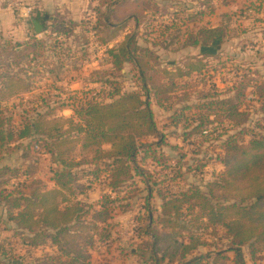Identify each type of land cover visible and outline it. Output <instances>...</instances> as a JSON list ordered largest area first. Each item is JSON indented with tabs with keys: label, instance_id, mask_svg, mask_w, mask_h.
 Here are the masks:
<instances>
[{
	"label": "trees",
	"instance_id": "1",
	"mask_svg": "<svg viewBox=\"0 0 264 264\" xmlns=\"http://www.w3.org/2000/svg\"><path fill=\"white\" fill-rule=\"evenodd\" d=\"M208 11L211 14L214 9ZM95 13V33L101 28L112 29L111 37L125 29L127 22L138 28L148 13L162 14L154 0H101ZM174 16L171 23L159 24L158 43L140 45L137 31H127L115 47L106 49L110 70L105 74L120 72L127 64L138 82L137 90L121 91L116 80L92 78V82L113 84L112 90L104 95L74 93L67 100L54 99L56 95L27 99L34 105L32 111H19L18 121L4 110L3 103L19 99L17 105L23 107L22 94L30 92L32 78L40 70L46 74L52 68L47 54L53 59V53L69 52L65 39L77 42L78 52L84 55L85 35L74 36L82 22L42 19L43 35L37 39L27 21L25 46L15 51L13 44L10 50L1 51L8 58L0 63V216L6 224L3 229L11 232L0 241L4 264H27L9 257L12 250L4 249L9 246L8 239L29 252L43 248L42 255L28 264H93L91 250L96 241L112 236V212L126 206L120 203L123 198L140 191H145L144 213L134 217L137 226L133 234L139 240L134 254L141 264H221L225 260L247 264L244 249L251 259L258 254L264 243V71L241 72L225 88L213 80L202 81V90L195 91L197 103L189 104L198 84L195 78L209 76L207 59L220 51L228 38L227 29L207 22L181 32ZM195 18L190 14L179 21L186 25ZM173 41L179 46L172 51L200 48V53L175 66L179 81L166 68L155 67L160 62L155 47L166 51ZM193 82L194 88L188 90ZM152 102L164 109L179 104L172 110L169 125L183 124L186 138L204 134L208 128L221 134L232 130L221 142L218 161L222 170L203 188L191 184L178 190L168 187L178 184L182 164L179 159L170 164V156L151 148H158L164 140L154 120ZM250 102L258 104L257 111L248 109ZM66 108L69 114L63 115L61 110ZM191 108L196 111L188 117L185 110ZM255 113L260 117L252 119ZM15 150L19 161L5 162L4 156ZM147 159L165 175L158 177V171L149 170ZM201 167L187 164L186 170L195 172ZM170 169L173 173L168 175ZM41 172L52 187L39 177ZM137 180L143 188L136 185ZM93 184L100 186L101 194L88 202L83 197ZM126 187L128 195L118 197L119 190ZM154 196L159 204L152 209ZM211 228L214 233L220 228L227 240L226 247L213 256L198 249L207 245V239L200 236Z\"/></svg>",
	"mask_w": 264,
	"mask_h": 264
},
{
	"label": "rangeland",
	"instance_id": "2",
	"mask_svg": "<svg viewBox=\"0 0 264 264\" xmlns=\"http://www.w3.org/2000/svg\"><path fill=\"white\" fill-rule=\"evenodd\" d=\"M87 1L89 2L87 9L79 19L82 23L76 28V33L74 34L75 37H77L79 33L86 37L87 55L85 59H83L82 54L78 52V43L72 42L73 40L70 38L65 39L67 41L64 40L68 45L67 47L70 49V54L63 50V55L58 52L57 54L53 53V59L51 58L52 56L49 58V54H47L46 61H48V64L53 63L52 68H49L51 70L46 74L40 70L39 73L32 78L30 93L23 95V107L17 105L19 99H10L3 103V107L6 108L4 110L10 111L8 113H13V119L15 121H18L19 111H32L31 107L34 105L28 104L26 102L27 99L56 95L54 99L60 97V99L67 100L68 97L74 96V93H76V95H80V92L104 95L106 92L112 90L113 84H104L98 81L92 82V78L99 79L100 77H105L116 80L121 91L137 90L138 82L134 77V72L132 69L130 70L129 65L125 64L120 72L114 71L111 75L105 74L110 70L108 64L110 58L106 49L115 47L123 39L127 31H137L140 45H147L152 42L158 43V39H160L158 36L159 24L171 23L173 17H175L174 14H176V20L173 21H176L177 25L179 24L180 27L177 28H180L181 32H183L184 29H190L194 25L198 27L207 22L212 25L218 23L225 26L227 29L228 38L221 45L220 51L207 59L208 74L211 76V79L209 76H205L203 80H200L199 77L195 78L196 80L194 82L198 84L195 85L197 88L195 90L193 89L194 92H192L189 99V104L197 103L195 94L197 91L202 90V81L209 83L213 80L212 82L218 87L225 88L236 80L241 72L259 71L262 73L264 71V25L261 26L256 21L258 18L257 15L264 10V8H262V2L264 0H154L159 5L160 12L162 13L161 15L150 16L148 13L147 17L138 28L134 27L132 21L127 22L125 29H119L116 37H111L113 35L112 29L101 28L98 34L95 33L94 27L97 23L95 8L101 0ZM209 7L214 9L211 14H209L208 11ZM198 11H202L203 13L195 15ZM190 14L196 17V21H188L185 22L186 25H182L184 22L179 20L185 16L188 17ZM174 31L176 32V28H173V32ZM99 37L100 39L107 40V42H101ZM178 46L179 42L173 41L166 51L155 47L160 60L159 64L155 67L158 69L166 68L175 79L177 78L175 77V66L182 64L185 61V57L200 53V48L198 47L172 51ZM62 48L65 47L63 46ZM6 59L3 53L0 52V63L5 62ZM82 60H88V62L83 63L81 62ZM94 60L96 63L92 65V61ZM96 68H98V70H96ZM176 80L179 81L180 78ZM194 82L190 83L191 87L189 86L187 88L188 90H190L189 88H194ZM187 89L186 91H188ZM247 91L249 93L250 89H247ZM173 101H176V98H173ZM51 105L54 104L51 103ZM178 105L179 104H174L168 109L152 106L154 120L158 129L162 131L164 140L162 145L158 146V148H156L155 145H152L151 148L156 149L155 151L158 153L161 152L170 156L172 159L170 164L175 165L177 159H179V162L182 164L180 169L182 173L181 178L176 180L178 184H169L168 187L171 190L186 188V186L190 184L199 185L203 188L206 182L215 178L222 170V166L218 161L221 154V142L225 139L227 134L232 133V130H228V132L221 134L218 129L213 131V128H208L204 134L195 133L189 138H186V136L183 135V124H179L178 126L169 125V123H171V115L173 114L172 110L178 108ZM257 106V103L250 102L248 109L250 111H257ZM185 111L186 115L191 117L196 110L191 108V110ZM68 113V110L63 111V115H67ZM257 117H260L258 113L252 114L251 116L252 119H256ZM18 155V150H15L11 154L5 155L4 161L15 164L19 161ZM185 162L186 164H183ZM187 164L191 165L193 168L202 164V167L195 172L187 171ZM44 165L45 164H43V166ZM145 166L148 167L149 170L158 171L160 175H158V177L165 175L159 170L160 167H156L155 163H152L150 159L145 161ZM166 173L170 175L173 173V169L167 170ZM39 177L42 178L48 188L52 187V183L48 181L47 175H45L44 172H41ZM136 185L143 188V184H141L139 180H137ZM125 190H129V188L126 187L119 190L118 197L128 195L125 193ZM131 190H133V187H131ZM100 194V186L93 184L92 189L89 190L87 196L83 197V199L88 202H94L99 198ZM144 195L145 191H140L135 195L123 198L120 203H127L126 206L117 207L115 211L112 212V218L110 220L113 224L111 227L112 236L107 241H96L91 250L93 264H141L137 254H134L136 248L138 249L137 243L139 240L134 236L133 229L137 226L134 217L140 215V213H144L142 208ZM158 204L159 200L154 196V198L150 200V206L153 209ZM153 214H155V211ZM5 225L6 224L3 223L0 216V241L4 238L6 239L8 237L7 235L11 234L10 231L3 229ZM200 237L202 239H207V245L198 248L200 253H208L210 256H213V253L226 247L227 240L224 237V232L220 228H218L215 233L212 228L208 229L206 234ZM13 241L12 239L5 240L7 244L9 243V246L6 245L4 247V249L12 250L9 257L13 261L18 260L28 264L33 260V257H38L44 252L43 248H37L29 252L21 245L17 246V244H14ZM261 247L262 248L253 259L250 258L247 249H244V258L247 264L256 262H258L257 264H264V243ZM14 253L23 256V258L16 257ZM226 254L229 256L233 255L232 252H227ZM1 257L4 256H0V264H4ZM221 264L231 263L230 260H225L222 261Z\"/></svg>",
	"mask_w": 264,
	"mask_h": 264
},
{
	"label": "crops",
	"instance_id": "3",
	"mask_svg": "<svg viewBox=\"0 0 264 264\" xmlns=\"http://www.w3.org/2000/svg\"><path fill=\"white\" fill-rule=\"evenodd\" d=\"M30 2L32 3L34 7V14H33L34 17L33 18L38 20L40 23L42 22L41 21L42 19L51 21L56 18H59L62 20L70 19V20L78 21L84 14V11L87 9V5L89 4L87 0H30ZM262 8H264V1L262 2ZM35 15H38L37 18L35 17ZM257 16L258 18L256 21L261 26L264 25V10H262ZM38 17H41V19ZM26 26H27L26 23L18 21L15 18L12 11L7 8L6 0H0V52L10 50L13 44H16L13 47L15 51H19L20 49H22L23 46H25L24 42L27 39ZM42 35H43L42 32H40L38 36H36L35 34L36 38H39V39L42 37ZM93 45L96 46L95 44ZM187 48H191V47H187ZM81 49L84 51V55L82 56V58L85 59V56L87 55L86 53L87 44H86V47L81 46ZM68 51H69L68 53L70 54V49H68ZM76 54H77V51H76ZM81 62L83 63L88 62V60L87 61L82 60ZM95 63H96L95 60L92 61V65H95ZM52 64L53 63H49L50 66ZM96 70H98V68H96ZM26 93H30V92H25L22 95ZM153 105L158 108H161L152 102L151 109L153 108L152 107ZM64 110L70 111L67 108L62 109L61 110L62 114ZM257 263L258 262L252 263V264H257Z\"/></svg>",
	"mask_w": 264,
	"mask_h": 264
},
{
	"label": "built area",
	"instance_id": "4",
	"mask_svg": "<svg viewBox=\"0 0 264 264\" xmlns=\"http://www.w3.org/2000/svg\"><path fill=\"white\" fill-rule=\"evenodd\" d=\"M6 6L12 11L15 18L20 22L26 23L27 21H30L33 18L34 7L30 0H6ZM38 34H36V36H38ZM33 62L39 65V61L34 60ZM248 97H253V95L248 94Z\"/></svg>",
	"mask_w": 264,
	"mask_h": 264
},
{
	"label": "water",
	"instance_id": "5",
	"mask_svg": "<svg viewBox=\"0 0 264 264\" xmlns=\"http://www.w3.org/2000/svg\"><path fill=\"white\" fill-rule=\"evenodd\" d=\"M31 24L33 26V31L35 34H38L43 30L41 23L38 20H36L35 18L31 19Z\"/></svg>",
	"mask_w": 264,
	"mask_h": 264
}]
</instances>
